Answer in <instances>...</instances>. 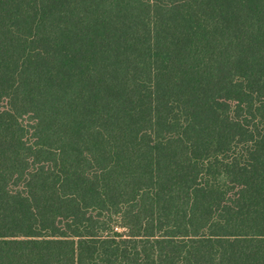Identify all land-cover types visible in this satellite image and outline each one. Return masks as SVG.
I'll use <instances>...</instances> for the list:
<instances>
[{
    "label": "trees",
    "instance_id": "trees-1",
    "mask_svg": "<svg viewBox=\"0 0 264 264\" xmlns=\"http://www.w3.org/2000/svg\"><path fill=\"white\" fill-rule=\"evenodd\" d=\"M0 264H264V0H0Z\"/></svg>",
    "mask_w": 264,
    "mask_h": 264
}]
</instances>
